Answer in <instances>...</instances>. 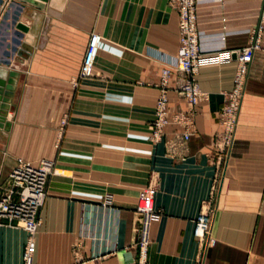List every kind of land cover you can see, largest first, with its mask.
I'll return each mask as SVG.
<instances>
[{"label": "crops", "instance_id": "obj_1", "mask_svg": "<svg viewBox=\"0 0 264 264\" xmlns=\"http://www.w3.org/2000/svg\"><path fill=\"white\" fill-rule=\"evenodd\" d=\"M38 1L22 2L21 34L8 24L14 5L0 30V58L6 49L11 58L0 66L18 72L0 127V196L18 161L47 158L55 167L38 212L33 264H135L136 207L149 184L162 215L151 225L144 264H264L263 0H196L203 51L244 47L259 21L260 46L229 151L217 138L233 59L198 69L207 98L194 106L192 132L176 155L168 140L184 124L171 122L160 141L150 139L158 55L175 53L179 43L176 8L168 0ZM8 2L0 4V19ZM93 32L101 39L92 73L81 77ZM176 81L172 73L169 115L192 106L174 89ZM207 204L216 242L201 251L194 219ZM27 237L22 228L0 225V264H22Z\"/></svg>", "mask_w": 264, "mask_h": 264}, {"label": "built area", "instance_id": "obj_2", "mask_svg": "<svg viewBox=\"0 0 264 264\" xmlns=\"http://www.w3.org/2000/svg\"><path fill=\"white\" fill-rule=\"evenodd\" d=\"M168 1L178 11L179 43L175 53L158 55L161 67L159 79L155 83L158 94L154 105V117L151 121L150 139L152 142L160 141L164 136L165 126L171 122L184 124L183 132L176 139L168 140L169 153L176 155L177 149L184 147L192 132L194 106L207 98V92L201 89L196 77L198 69L203 64L233 59L236 62L233 86L224 93V103L219 112L222 128L217 138L220 150L226 153L235 138L248 67L254 50L260 46L262 23L259 21L252 29L249 43L240 49L203 51L199 46L196 26V0ZM99 41L100 34L93 32L89 37L80 65L81 77L91 75ZM172 73H176L177 76L174 89L192 106L186 112L178 111L169 115L168 90ZM53 172L55 167L51 159L44 158L36 164L18 161L9 173L8 189L0 196V225L22 228L28 234L22 252V264H33L34 237L40 221L38 212L45 200L49 175ZM154 194L155 188L150 184L142 188L139 194L136 211L140 215L137 243L140 258L135 264H144L145 252L150 242L151 225L162 215L160 210H155L153 207ZM106 202H110V199L107 198ZM213 214V208L207 204L194 219L193 234L199 242L201 251L214 246L216 242L211 235Z\"/></svg>", "mask_w": 264, "mask_h": 264}, {"label": "water", "instance_id": "obj_3", "mask_svg": "<svg viewBox=\"0 0 264 264\" xmlns=\"http://www.w3.org/2000/svg\"><path fill=\"white\" fill-rule=\"evenodd\" d=\"M4 0H0V4ZM28 1L32 2L34 4H41L38 0H9L7 8L2 12L1 19H0V30H1V23L4 22L6 18H8L10 14V7L15 6L13 13L10 15L11 21L8 24H11L14 26V33L16 35L21 34V29L24 28V25L17 22L20 10L22 9V2ZM1 32V31H0ZM1 40L4 39V37L0 38ZM14 40L18 41L17 37H13ZM1 43V41H0ZM16 47L13 46V50ZM4 57L0 58V63L4 66H9L11 63L10 58V51L5 50L4 51ZM18 75V72L16 70L7 69L6 67L0 66V127L4 125V110L8 107L7 102L9 101V96L12 93V90L14 88V84L16 82V77Z\"/></svg>", "mask_w": 264, "mask_h": 264}, {"label": "bare ground", "instance_id": "obj_4", "mask_svg": "<svg viewBox=\"0 0 264 264\" xmlns=\"http://www.w3.org/2000/svg\"><path fill=\"white\" fill-rule=\"evenodd\" d=\"M100 39H101V35H100Z\"/></svg>", "mask_w": 264, "mask_h": 264}]
</instances>
